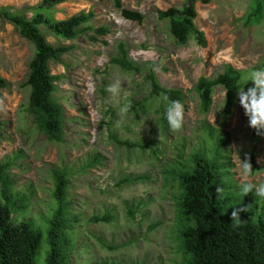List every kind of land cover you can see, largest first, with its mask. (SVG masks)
I'll list each match as a JSON object with an SVG mask.
<instances>
[{
  "label": "rangeland",
  "instance_id": "obj_1",
  "mask_svg": "<svg viewBox=\"0 0 264 264\" xmlns=\"http://www.w3.org/2000/svg\"><path fill=\"white\" fill-rule=\"evenodd\" d=\"M185 1L121 0L125 9L143 16L141 23L123 19L112 0H69L44 12L58 21L91 11L93 27L108 29L96 44L84 36L65 42L42 29L50 44L73 49L63 64L49 65L52 75L61 76L56 93L64 117L61 143L47 141L27 117L29 89L20 85L33 47L12 25L0 22V75L9 84L0 101V163H14L13 189L27 198V208L12 221L29 220L44 233L56 208L52 172L65 170L68 216L74 218L70 264H183L177 239V175L192 167V155L210 158L217 144L218 163L224 165L220 172L230 190L241 189L239 158L246 153L252 181L264 182V137L248 126L238 98L233 115H225L224 91L217 86L203 114L195 90L201 78H214L226 65L241 73V88L253 86L251 72L264 65V0L196 2L193 23L204 35V46L193 36L179 45L169 33L168 20L158 19V10L180 9ZM40 2L0 0V7L29 19ZM256 3L257 18L251 15ZM120 44L137 72L110 62ZM150 73L162 88L183 93L179 132L159 121L165 103L149 96ZM117 80L121 91L113 96L107 88ZM128 101L142 105L121 119L119 109ZM116 140L141 147L120 146ZM93 160L97 163L90 167ZM104 216L109 221L94 220ZM44 239L45 233L36 264L44 263Z\"/></svg>",
  "mask_w": 264,
  "mask_h": 264
},
{
  "label": "trees",
  "instance_id": "obj_2",
  "mask_svg": "<svg viewBox=\"0 0 264 264\" xmlns=\"http://www.w3.org/2000/svg\"><path fill=\"white\" fill-rule=\"evenodd\" d=\"M69 0H41L31 18L12 13L0 7V22L12 25L18 35L33 47V56L28 64V73L21 88H28L29 94L25 112L30 122L49 142L63 141V107L56 98L57 85L61 76L52 75L50 63L63 64L62 58L70 54L72 46L50 44L42 29L63 41H75L84 36L89 43L96 44L99 37L108 34L106 27H93V12H80L64 20H54L45 11ZM123 19L141 23L143 16L136 11L125 9L121 0H112ZM207 4L209 0H186L180 8L158 10L159 20H168L169 33L179 45H185L193 36L199 46L205 45L204 35L193 21L196 17L195 3ZM258 3V2H257ZM252 8V16L258 17L259 4ZM110 62L124 71L137 72L138 68L128 57L123 44L117 48ZM264 65L258 69H263ZM241 73L226 65L214 78H201L195 90L199 98V111L207 113L212 104L214 88L220 86L224 93L223 112L232 116L236 92L241 89ZM152 98H160L165 106L161 109L160 122L166 125V109L172 100L184 101L180 90L164 89L157 83L154 73L147 75ZM9 87L0 75V101L2 92ZM167 97V99L165 98ZM142 105V101L131 103V108ZM3 122L0 118V133ZM120 146L133 147L116 140ZM219 144L210 158L202 154L191 156L192 167L177 175L180 193L176 198L177 239L183 264H264V214L257 213V202L252 193L243 196L240 190H230L232 185L225 182L220 169ZM253 160V156H251ZM96 160L89 163L95 166ZM14 163H0V264H36V257L44 243L46 252L43 264H70L73 239L70 230L74 218L69 215L67 201L68 180L65 170H54L53 199L56 208L44 230L35 227L31 221L14 223L12 216L27 208V198L14 191L10 169ZM189 171V172H188ZM187 172V173H186ZM221 188L220 193L217 189ZM248 207L240 213L239 221L231 220L233 208ZM108 216L96 217L95 221L107 222ZM94 264H111L105 261Z\"/></svg>",
  "mask_w": 264,
  "mask_h": 264
},
{
  "label": "clouds",
  "instance_id": "obj_3",
  "mask_svg": "<svg viewBox=\"0 0 264 264\" xmlns=\"http://www.w3.org/2000/svg\"><path fill=\"white\" fill-rule=\"evenodd\" d=\"M155 70L158 71L159 69L157 68ZM248 81L252 82V87L247 88L246 91L243 87L236 92L239 106L243 109L244 115L248 119V126L251 129L255 130V134L257 136L264 137V69H257L252 71ZM89 88L91 91H94V88H92L91 85H89ZM107 91L110 92L113 96L119 95L121 91V82L119 80L115 81L113 84L109 85ZM226 93L227 91L224 93L225 98ZM165 98L167 99V97ZM130 109L131 101H128L119 109L118 114L121 119H124L126 117ZM184 115L183 104L179 100L170 101L166 109V119L172 131L179 132L182 129L184 123ZM127 147L132 148L129 146ZM133 147L140 148L141 146L134 144ZM239 160V168L242 176L241 194L245 196L251 192L252 197L257 202L256 212L264 214V182L256 184L252 181L251 177L253 169L252 164L250 163V156L247 153L245 154L243 160H241L240 158ZM221 191V188L217 189L218 193H220ZM260 198H262V200ZM247 211L248 207L233 208V211L231 212V220L239 221L240 213Z\"/></svg>",
  "mask_w": 264,
  "mask_h": 264
}]
</instances>
